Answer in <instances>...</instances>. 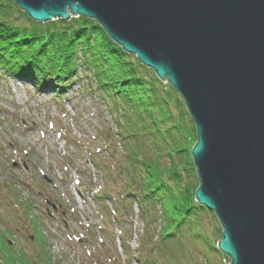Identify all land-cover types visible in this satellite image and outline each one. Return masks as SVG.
I'll list each match as a JSON object with an SVG mask.
<instances>
[{
	"label": "trees",
	"instance_id": "1",
	"mask_svg": "<svg viewBox=\"0 0 264 264\" xmlns=\"http://www.w3.org/2000/svg\"><path fill=\"white\" fill-rule=\"evenodd\" d=\"M11 10L23 16L10 0H0V36H4L0 69L39 87L49 81L54 91L83 80L85 93L102 101L110 112L111 129L96 131L83 146L74 141L107 176L105 186L95 187L94 198L104 223L110 224L107 214L120 230L124 259L115 251L106 252L105 262L222 264L225 256L217 249L222 239L219 222L214 213L195 202L199 181L191 151L197 137L179 95L93 21L78 17L41 25L26 20L27 29H17L7 20ZM8 28L17 30L11 40L6 37L12 32ZM95 143L98 147H93ZM134 208L141 229L132 251L128 235ZM30 227L38 230L34 223ZM8 238L0 233V254L11 261L6 264H18L17 259L25 264H51L43 235L33 236L37 245L32 257L29 252L13 255Z\"/></svg>",
	"mask_w": 264,
	"mask_h": 264
},
{
	"label": "water",
	"instance_id": "2",
	"mask_svg": "<svg viewBox=\"0 0 264 264\" xmlns=\"http://www.w3.org/2000/svg\"><path fill=\"white\" fill-rule=\"evenodd\" d=\"M10 1L37 23L95 21L169 83L195 125V202L221 226L217 249L264 264V0Z\"/></svg>",
	"mask_w": 264,
	"mask_h": 264
},
{
	"label": "rangeland",
	"instance_id": "3",
	"mask_svg": "<svg viewBox=\"0 0 264 264\" xmlns=\"http://www.w3.org/2000/svg\"><path fill=\"white\" fill-rule=\"evenodd\" d=\"M11 11L10 26L27 29L30 19L19 9L23 16ZM5 30L12 31L6 34L9 40L17 34ZM85 83L77 79L68 88L54 91L49 81L39 87L0 69V233L9 237L13 255L29 252L32 257L37 245L33 236L38 233L46 239L51 264H108L103 259L106 252L123 256L115 221L106 214L110 219L106 225L96 215L102 209L94 198L95 187L105 186L104 168L91 164L90 153L83 154L74 144L79 141L83 146L96 131L113 126L106 105L85 93ZM107 203L112 209L113 204ZM136 213L134 208L129 222L132 251L141 229ZM33 223L38 230L30 227ZM2 256L0 264L11 262L8 255ZM17 262L25 264L21 259ZM228 262L223 258L222 264Z\"/></svg>",
	"mask_w": 264,
	"mask_h": 264
},
{
	"label": "bare ground",
	"instance_id": "4",
	"mask_svg": "<svg viewBox=\"0 0 264 264\" xmlns=\"http://www.w3.org/2000/svg\"><path fill=\"white\" fill-rule=\"evenodd\" d=\"M11 2H12V1H11ZM68 14H69V15H72V14L69 12V10H68ZM79 16H82V15H79ZM83 18H85V17H83ZM71 19H72V18H71ZM71 19H70V20H71ZM86 19H87V20H90V21H93V20L88 19V18H86ZM58 20H60V19H58ZM110 40H111V39H110Z\"/></svg>",
	"mask_w": 264,
	"mask_h": 264
}]
</instances>
